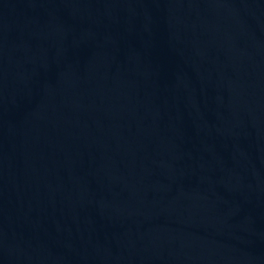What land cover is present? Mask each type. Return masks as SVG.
Listing matches in <instances>:
<instances>
[{
  "label": "water",
  "instance_id": "water-1",
  "mask_svg": "<svg viewBox=\"0 0 264 264\" xmlns=\"http://www.w3.org/2000/svg\"><path fill=\"white\" fill-rule=\"evenodd\" d=\"M0 185L76 264H264V0H0Z\"/></svg>",
  "mask_w": 264,
  "mask_h": 264
}]
</instances>
